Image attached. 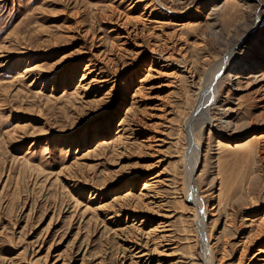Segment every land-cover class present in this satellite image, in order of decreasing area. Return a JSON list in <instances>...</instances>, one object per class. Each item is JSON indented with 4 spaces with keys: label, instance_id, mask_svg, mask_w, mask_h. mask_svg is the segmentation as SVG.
<instances>
[{
    "label": "rangeland",
    "instance_id": "374dc122",
    "mask_svg": "<svg viewBox=\"0 0 264 264\" xmlns=\"http://www.w3.org/2000/svg\"><path fill=\"white\" fill-rule=\"evenodd\" d=\"M263 259L264 0H0V264Z\"/></svg>",
    "mask_w": 264,
    "mask_h": 264
},
{
    "label": "bare ground",
    "instance_id": "6f19581e",
    "mask_svg": "<svg viewBox=\"0 0 264 264\" xmlns=\"http://www.w3.org/2000/svg\"><path fill=\"white\" fill-rule=\"evenodd\" d=\"M150 52H152V53H154L153 52V50L152 51H150ZM154 54H156V55H158V53L156 52V53H154ZM154 57H155V55H154ZM159 57H161L162 58V56L160 55ZM158 57V58H159ZM164 59H166V58H164ZM163 59V60H164ZM233 60H235L234 59V56L233 55H228V56H226V58L225 59H223V61H221L220 62V64L218 65H216L210 72H209V74L207 75V76H205V79H204V81H202V83H201V86L199 87V99H200V102H199V104L197 105V107H196V109L193 111V113H192V115H191V119L189 120V125H188V128L187 129H191L192 130V134H193V127L195 126V121H193V119H195V118H197V117H200L201 118V116L203 117V116H206V106H207V104L209 103V102H212L213 101V99H214V97H215V95H216V87H215V82H216V80H217V77H219V75H221L222 74V72L224 71V70H226V72H228V73H237V72H239L240 70H242V66H244L245 67V64H243V63H240V67L237 65V63H235ZM238 66V67H237ZM229 77V76H228ZM202 96V97H201ZM202 98V99H201ZM198 99V100H199ZM207 108H208V106H207ZM198 119V118H197ZM205 123H208V119H207V117L206 118H204L203 119V121L201 122V125H200V127L202 128V126L205 124ZM193 126V127H192ZM199 127V128H200ZM200 130V129H199ZM189 132H190V130H189ZM188 134V133H187ZM192 141H194V139H192ZM194 142H196V141H194ZM193 142V143H194ZM193 143H191V145H190V147H193ZM196 146H197V144H196ZM195 147V146H194ZM195 149V150H194ZM193 150H192V159H191V167H190V170H189V173H188V177H189V175L191 176L192 175V173H193V171L195 170V168H196V166H197V162H198V151H199V149H198V146L197 147H195ZM193 160V161H192ZM189 179H190V177H189ZM149 180V179H148ZM192 180V179H191ZM187 183H189V180H188V182ZM190 194V193H189ZM188 195V194H187ZM191 195V194H190ZM189 196V195H188ZM194 196V195H193ZM193 196H190V202H191V204L193 205V206H195L196 205V207H198L197 206V202H196V200L193 198ZM197 213H198V215H199V217L201 218V221H202V225H204V223H205V217H204V214H203V212H201V211H198V209H197ZM203 227V226H202ZM208 246V245H207ZM140 256H144V255H140ZM263 262H264V259L262 260Z\"/></svg>",
    "mask_w": 264,
    "mask_h": 264
}]
</instances>
